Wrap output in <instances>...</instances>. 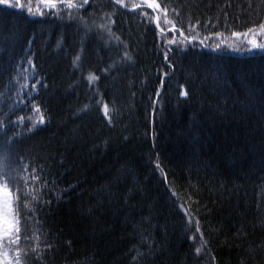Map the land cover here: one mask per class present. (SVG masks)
Returning <instances> with one entry per match:
<instances>
[{"label":"trees","instance_id":"obj_1","mask_svg":"<svg viewBox=\"0 0 264 264\" xmlns=\"http://www.w3.org/2000/svg\"><path fill=\"white\" fill-rule=\"evenodd\" d=\"M51 2L0 4V264H264V0Z\"/></svg>","mask_w":264,"mask_h":264},{"label":"snow or ice","instance_id":"obj_2","mask_svg":"<svg viewBox=\"0 0 264 264\" xmlns=\"http://www.w3.org/2000/svg\"><path fill=\"white\" fill-rule=\"evenodd\" d=\"M122 0H117V3H121ZM45 3H47V6L50 8H55L56 4L51 2V0H45ZM64 3H66L68 8L73 7H79L82 5H75L73 3V0H64ZM83 3H88V0H83ZM0 4L7 5L9 7H16L19 4V0H17V4H12L11 0H0ZM143 5L147 8L152 9L153 11L160 9L161 5L156 2V0H143ZM39 11V9H38ZM42 14V13H41ZM159 18L157 17V21ZM159 27V24H157ZM260 32L264 33V24H261L259 26ZM253 32V29H249V33ZM233 35H239L238 33H233ZM245 36L248 35V33L244 34ZM174 43L175 41H170ZM249 44L252 45V48L258 49L260 51H264V43L258 44L255 40V38L248 41ZM96 79L95 76L90 75L89 80ZM181 95L187 96V92H182ZM37 111H39L37 109ZM104 113L107 116L108 115V106L104 105ZM41 122H43V117H41ZM10 182L5 180V182L0 183V237H12L15 236L16 240L20 239V232L21 228L19 227L20 224V199L21 194L23 196H27L28 193H22V190L19 188V186L16 187V193L13 194L12 189L10 188ZM26 207V205H25ZM200 249H197V252H199ZM5 264H8L6 261Z\"/></svg>","mask_w":264,"mask_h":264},{"label":"water","instance_id":"obj_3","mask_svg":"<svg viewBox=\"0 0 264 264\" xmlns=\"http://www.w3.org/2000/svg\"><path fill=\"white\" fill-rule=\"evenodd\" d=\"M19 2H20V0H19ZM46 5H47V3H45ZM156 24H157V20H156Z\"/></svg>","mask_w":264,"mask_h":264},{"label":"rangeland","instance_id":"obj_4","mask_svg":"<svg viewBox=\"0 0 264 264\" xmlns=\"http://www.w3.org/2000/svg\"><path fill=\"white\" fill-rule=\"evenodd\" d=\"M141 2H143V0H140Z\"/></svg>","mask_w":264,"mask_h":264}]
</instances>
